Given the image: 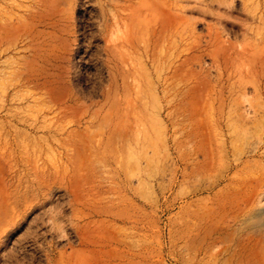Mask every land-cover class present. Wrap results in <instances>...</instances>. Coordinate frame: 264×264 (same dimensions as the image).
<instances>
[{
    "label": "rangeland",
    "instance_id": "1",
    "mask_svg": "<svg viewBox=\"0 0 264 264\" xmlns=\"http://www.w3.org/2000/svg\"><path fill=\"white\" fill-rule=\"evenodd\" d=\"M263 160L264 0H0V264H264Z\"/></svg>",
    "mask_w": 264,
    "mask_h": 264
},
{
    "label": "bare ground",
    "instance_id": "2",
    "mask_svg": "<svg viewBox=\"0 0 264 264\" xmlns=\"http://www.w3.org/2000/svg\"><path fill=\"white\" fill-rule=\"evenodd\" d=\"M239 169L238 191L240 202H243L241 209L242 214L239 220V231L249 240V243H251L252 246L264 245L263 218L260 219L258 213L253 210L260 194H264V190H261L264 187V160L259 164L258 168L254 170L247 171L248 166L243 162L240 163ZM247 206H251V209H247ZM248 211L253 212L247 214L249 213ZM253 235H257L259 238L254 239Z\"/></svg>",
    "mask_w": 264,
    "mask_h": 264
}]
</instances>
